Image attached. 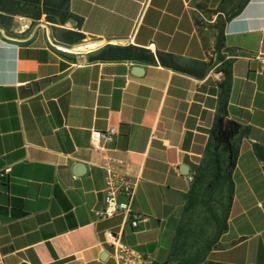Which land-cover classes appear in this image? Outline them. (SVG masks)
<instances>
[{"label": "crops", "instance_id": "0c3cea01", "mask_svg": "<svg viewBox=\"0 0 264 264\" xmlns=\"http://www.w3.org/2000/svg\"><path fill=\"white\" fill-rule=\"evenodd\" d=\"M219 1L0 0V264H116L105 230L163 263L216 114L245 133L225 229L195 264H264V0L225 21ZM106 44L154 60L94 59ZM108 127L134 228L94 215L105 184L89 131Z\"/></svg>", "mask_w": 264, "mask_h": 264}, {"label": "trees", "instance_id": "16d2710c", "mask_svg": "<svg viewBox=\"0 0 264 264\" xmlns=\"http://www.w3.org/2000/svg\"><path fill=\"white\" fill-rule=\"evenodd\" d=\"M246 2L247 0H220L218 11L225 21L236 15ZM218 42L219 36L216 46ZM94 59L154 60L152 53L145 48L111 44L101 47ZM220 67L225 94L230 78L228 61ZM244 133V129H238V125L226 116L215 115L207 130L200 159L192 168L169 251L161 264L170 261H173L172 264H195L203 260L225 229L233 194L231 174L237 158L238 142ZM252 152L264 165V147L253 144Z\"/></svg>", "mask_w": 264, "mask_h": 264}, {"label": "built area", "instance_id": "2783aa9c", "mask_svg": "<svg viewBox=\"0 0 264 264\" xmlns=\"http://www.w3.org/2000/svg\"><path fill=\"white\" fill-rule=\"evenodd\" d=\"M62 50V48H58ZM116 133L115 127H108L103 131L91 129L89 131V146L96 152H100V167L104 171L105 194L103 197V207L95 210L97 219L107 218L119 212L130 214L129 226L134 228L141 220L140 214L129 213L130 201L133 195V185L125 178L124 167L121 161L109 157L105 154L106 143L112 141ZM8 168L0 172V180ZM191 179V177L189 178ZM122 195V201L116 200V195ZM104 241L111 248V255L116 264H151L150 258L142 255L134 247L120 240L118 233L109 230L103 232Z\"/></svg>", "mask_w": 264, "mask_h": 264}]
</instances>
